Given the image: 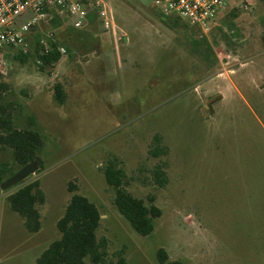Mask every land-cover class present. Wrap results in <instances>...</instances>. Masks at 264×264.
I'll use <instances>...</instances> for the list:
<instances>
[{
    "label": "rangeland",
    "instance_id": "rangeland-1",
    "mask_svg": "<svg viewBox=\"0 0 264 264\" xmlns=\"http://www.w3.org/2000/svg\"><path fill=\"white\" fill-rule=\"evenodd\" d=\"M106 2L112 30L100 20L76 29L61 12L64 27L49 22L34 31L41 39L54 32L60 42L69 30L93 35L91 49L78 39L53 68L39 70L31 44L0 54L11 87L3 102L16 108L17 127L36 130L43 141L40 169L26 182L39 179L47 196L42 229L29 233L7 200L20 185L0 189L8 264H28L23 254L33 258L61 236L57 221L74 179L101 210L99 235L110 240L111 255L126 247L128 264H160V248L182 264H264V0L238 7L235 18L230 3L207 30L164 15L153 0ZM200 46L202 53L194 52ZM20 51L31 55L22 59ZM155 147L168 153L154 158ZM2 159L13 163L9 148ZM161 164L166 182L158 184L153 172ZM107 167L125 172L135 197H154L162 215L150 235L137 233L118 211Z\"/></svg>",
    "mask_w": 264,
    "mask_h": 264
},
{
    "label": "trees",
    "instance_id": "trees-1",
    "mask_svg": "<svg viewBox=\"0 0 264 264\" xmlns=\"http://www.w3.org/2000/svg\"><path fill=\"white\" fill-rule=\"evenodd\" d=\"M236 12L238 9L234 8L232 10L234 18L238 16ZM66 17V15L54 12L50 24L53 28H62L65 26ZM95 20H97L96 15L92 14L91 21ZM179 21L176 20L175 24H178ZM233 28L234 24H230L229 29L233 31ZM69 32L70 34H66L65 39L61 42L56 40L55 33L52 32L53 37L49 38L48 45L41 42L40 34L32 36L30 44L33 47L40 71L55 67L61 60L63 54L60 52L59 46L65 47L66 53L73 52V47L80 39L83 42H88L86 46L88 49L90 48L93 35L89 31L69 30ZM221 32L223 33L221 41L227 46H231L230 34L223 30ZM194 52L202 53L201 46L194 49ZM29 55H31L30 51L19 52L22 59ZM203 55L209 59L211 65L217 61L216 58L215 61L210 59L209 52H203ZM9 89L11 87L4 82L3 74L0 71V183L14 175L23 166L38 160V154L43 144L42 138L36 130L16 126L13 115L16 108L3 102ZM55 96L60 103L65 102V92L61 84L55 85ZM155 141L159 142L157 136ZM6 148L12 151V164L4 162L2 159V153ZM167 153V150L161 147L150 150V155L154 158L165 156ZM163 166V164L157 166L153 172L154 179L158 184L166 182V179L163 180ZM104 174L108 185L115 191L114 204L120 214L140 235L148 236L153 233L155 219L162 215V210L155 204L154 197L150 196L146 201L129 192L126 188L128 176L122 169L107 167ZM25 182L9 194L7 200L10 208L23 219L25 229L29 233H38L42 229L41 208L46 205L47 196L39 179ZM67 190L70 193V198L63 216L57 221V228L61 236L51 242L42 252L37 259V264H128L125 257L126 247L111 255L110 240L106 236L99 235L102 223L101 210L81 193L79 182L75 179L69 181ZM157 258L160 264H182L180 261H170L164 248L158 250Z\"/></svg>",
    "mask_w": 264,
    "mask_h": 264
},
{
    "label": "built area",
    "instance_id": "built-area-1",
    "mask_svg": "<svg viewBox=\"0 0 264 264\" xmlns=\"http://www.w3.org/2000/svg\"><path fill=\"white\" fill-rule=\"evenodd\" d=\"M164 15L177 14L191 25L207 30L230 3L234 8L247 9L255 0H153ZM54 12H66L74 19L76 29L91 25L92 14L96 15L107 30L115 28L114 17L106 0H0V54L6 48L16 47L26 50L35 30L49 23ZM25 16H29L24 20ZM42 38L48 45L49 38ZM62 54L66 48L59 46Z\"/></svg>",
    "mask_w": 264,
    "mask_h": 264
},
{
    "label": "water",
    "instance_id": "water-1",
    "mask_svg": "<svg viewBox=\"0 0 264 264\" xmlns=\"http://www.w3.org/2000/svg\"><path fill=\"white\" fill-rule=\"evenodd\" d=\"M40 169L39 162L34 160L29 164L23 166L14 175L0 183L2 191H8L25 182L31 175H34Z\"/></svg>",
    "mask_w": 264,
    "mask_h": 264
},
{
    "label": "crops",
    "instance_id": "crops-1",
    "mask_svg": "<svg viewBox=\"0 0 264 264\" xmlns=\"http://www.w3.org/2000/svg\"><path fill=\"white\" fill-rule=\"evenodd\" d=\"M254 5H257L256 3H254ZM257 7V6H256ZM37 234V233H36ZM34 246V244H32ZM34 247L31 248H26L28 251L29 249H32ZM45 250V249H44ZM43 250V251H44ZM43 251H39L36 255L34 254V257L28 259V257L26 255L23 254V262L24 261H28V264H37V259L40 257V255L42 254ZM10 261H12V258L9 257V253L7 252V250H4L1 246H0V264H8ZM30 262V263H29Z\"/></svg>",
    "mask_w": 264,
    "mask_h": 264
}]
</instances>
